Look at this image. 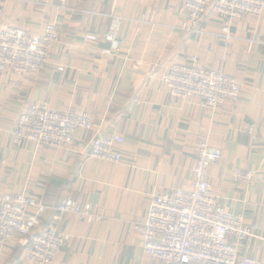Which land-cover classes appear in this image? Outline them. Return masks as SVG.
<instances>
[{"label": "crops", "instance_id": "0c3cea01", "mask_svg": "<svg viewBox=\"0 0 264 264\" xmlns=\"http://www.w3.org/2000/svg\"><path fill=\"white\" fill-rule=\"evenodd\" d=\"M112 17L120 18V43L108 56L103 35ZM185 18L182 0H0V24L41 35L53 22L60 33L41 72L0 74V196L23 194L45 205L37 230L53 224L65 199L90 207L85 220L67 214L55 223L65 243L51 264H161L144 254L133 227L145 220L151 196L190 185L201 142L221 151L207 171L212 193L253 233L241 253L264 264V12L237 20L228 40L213 5L201 37L180 30ZM191 57L243 84L237 101L211 110L195 98L172 97L163 78ZM36 103L86 113L93 130L78 131L68 148L16 146L17 118ZM95 132L124 137L121 162L89 156ZM235 171L251 177L235 182ZM30 238L16 236L0 248V264H29L23 243Z\"/></svg>", "mask_w": 264, "mask_h": 264}, {"label": "built area", "instance_id": "2783aa9c", "mask_svg": "<svg viewBox=\"0 0 264 264\" xmlns=\"http://www.w3.org/2000/svg\"><path fill=\"white\" fill-rule=\"evenodd\" d=\"M186 18L180 30L201 37L199 26L210 5L223 30L221 37L228 40L230 28L243 16L259 17L264 12V0H182ZM120 18L112 17V25L103 39L110 44L103 50L111 55L119 45ZM57 27L48 23L43 34L34 36L13 27L0 25V74L11 71L18 77L38 74L47 64L50 50L60 41ZM84 40L96 44L98 38L85 34ZM170 95L182 100L195 98L206 108L214 110L226 101L240 97L243 84L235 78L213 69L197 65L195 57L190 64L173 65L163 78ZM138 100H134L137 105ZM94 124L86 113L56 112L46 104L28 106L17 118L12 143L24 142L52 148H68L75 142L78 131L90 132ZM124 137L112 133L92 137L89 156L117 164L122 160L119 151ZM221 159V151L207 142L199 143L189 186L172 194L151 196L145 220L133 227L144 254L161 264H261L257 259L241 253L254 237L242 218L228 212L212 193L207 179L209 167ZM249 172L235 171L232 180L247 181ZM47 207L33 197L23 194L0 196V248L16 237L24 239V259L29 264H51L64 246L65 237L55 223L63 216L75 214L82 220L90 217V207L63 200L54 210L53 224L39 229Z\"/></svg>", "mask_w": 264, "mask_h": 264}, {"label": "rangeland", "instance_id": "374dc122", "mask_svg": "<svg viewBox=\"0 0 264 264\" xmlns=\"http://www.w3.org/2000/svg\"><path fill=\"white\" fill-rule=\"evenodd\" d=\"M59 8H62V9L64 8V3H63V1H61V5H60ZM49 23H53V22H49ZM46 24H48V23H46ZM46 24H45V25H46ZM53 24H55V23H53ZM0 25H1V26H5V25H3V24H0ZM45 25H44V27H45ZM55 25H56V24H55ZM6 27H13V26H6ZM56 27H57V25H56ZM13 28H18V27H13ZM18 29H22V28H18ZM57 29H58V27H57ZM22 30H24V29H22ZM24 31H26V30H24ZM43 31H44V28H43ZM57 31H58L59 38H60L59 30H57ZM26 32H28V31H26ZM28 33H29V32H28ZM30 34H31V33H30ZM42 34H43V33H42ZM42 34H41V35H42ZM31 35H33V34H31ZM34 36H40V35H34ZM53 46H54V45H53ZM53 46H52V48H53ZM52 48H51V50H52ZM51 50H50V52H51ZM49 55H50V53H49ZM48 58H49V57H48ZM47 64H48V61H47ZM47 64H46V65H47ZM46 65H45V66H46ZM44 68H45V67H44ZM41 71H42V70H41ZM41 71H40V72H41ZM258 261H259V260H258ZM259 262H260V261H259ZM260 263H261V262H260Z\"/></svg>", "mask_w": 264, "mask_h": 264}]
</instances>
